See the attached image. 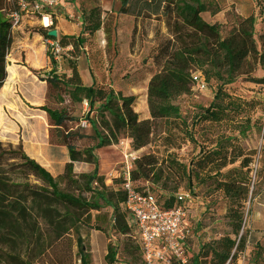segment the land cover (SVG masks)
<instances>
[{"label": "trees", "instance_id": "16d2710c", "mask_svg": "<svg viewBox=\"0 0 264 264\" xmlns=\"http://www.w3.org/2000/svg\"><path fill=\"white\" fill-rule=\"evenodd\" d=\"M130 2L137 5L130 8ZM18 7V0H0V88L8 76L7 56L13 43V30L18 27L13 26L10 15ZM213 8L210 0H123L122 13L134 14L135 20L156 19L169 32L154 55L159 69L148 83L149 119H140L135 111V95H124L96 82L83 83L77 58L86 41L84 34H94L105 26L101 8L95 6L88 13L83 11L79 36L64 35L59 39L49 36L54 23L34 28L46 39H58L63 47L72 46L67 51L70 75L56 72V61L48 51L53 67L46 78L47 102L41 107L51 128L50 142L67 147L69 162L55 177L25 152L22 142L14 145L0 141V264H47L48 251L70 232L77 234L81 263L90 264L85 238L81 235L83 227L104 231L103 223L112 218L118 230L128 234L132 225L124 208L126 193L120 185L118 191L107 188L104 176L99 174L96 150L117 144L123 137L132 140L135 150L144 148L151 143L160 122L166 125L165 133L159 136L165 146L164 157L147 153L135 160L131 177L136 189L154 193L165 208H170L182 182L186 181L191 191L198 185H214L227 199L225 217L235 237L227 234L208 242L191 264H203V259L208 257V264H236L238 253L246 248L247 235L241 230L246 202L251 192L255 194L256 183L251 190V172L257 151L243 147L237 135L226 133L219 134L214 145L200 146L189 163L182 162L175 151L186 139H193V134L185 129L175 101L191 92L194 71L200 72L208 82L218 83L213 102L197 116L198 122L221 123L230 119L232 131L241 134L252 120L247 117L235 121V117L258 103L234 96L225 89L238 77L251 74L258 66L264 67V35L259 49L254 37L256 18L246 17L224 37L218 24L209 23L202 16L205 12L218 11ZM84 101L89 106L84 118L94 134L86 135L92 144L79 147L85 135L71 125L75 118L70 116V110ZM76 162L94 164V169L77 174ZM62 183L73 191L63 188ZM149 185L159 187V193ZM105 207L112 209L111 216L102 213ZM130 237L139 248L135 234ZM139 252L142 260L140 248ZM115 254L114 247L109 245L105 259L113 263Z\"/></svg>", "mask_w": 264, "mask_h": 264}, {"label": "rangeland", "instance_id": "374dc122", "mask_svg": "<svg viewBox=\"0 0 264 264\" xmlns=\"http://www.w3.org/2000/svg\"><path fill=\"white\" fill-rule=\"evenodd\" d=\"M214 4L216 12H205L203 18L209 23H216L220 26L221 35L227 36L238 27L246 17L254 15L255 39L258 48L261 49V35H264V0H210ZM137 5L130 2V8ZM98 6L102 10V18L105 26L94 34L86 32V41L80 51V66L85 77L88 71L104 85L110 86L117 92L124 95H135L136 103L134 109L140 118L147 113L148 106V83L151 77L159 69L154 60L159 45L169 37V32L165 24L156 19L139 18L135 20V15L122 13L123 0H63L59 6L53 10V23L55 28L63 33V26L69 27L82 20L83 11L89 12L91 8ZM143 17V16H142ZM39 19L38 16L25 18L26 28L43 27L44 25H34L31 27V20ZM41 22V18L39 19ZM22 23V21H21ZM20 23V24H21ZM19 24V25H20ZM60 34L57 38H60ZM100 36V37H99ZM69 55L64 54L63 60H68ZM78 61V60H77ZM198 71H194L197 73ZM200 73V72H199ZM203 76V75H202ZM264 67L258 66L249 75H243L225 87L228 93L240 96L247 101L258 102L255 107H249L246 112L235 117L237 120L251 118L250 126L245 132L239 134L232 131L233 123L230 119H224L221 123H213L210 120L198 122L197 116L213 102L218 83L215 80L208 82L203 76L204 85L197 82L192 83L191 92L183 94L175 101L181 111V118L184 121L188 134H193V139H186L180 149L175 151L184 163H189L190 159L199 151L200 146H212L219 134H235L239 137L241 145L247 149H255L257 154L252 163L251 172L252 184L256 183L255 194L250 193L245 206L244 222L241 232L247 235L246 248L238 253L236 264H264V197L256 198L264 190ZM100 84V83H99ZM55 107L54 104H49ZM83 103L76 104L70 110V116L75 120L72 126L77 128L80 134L85 135L79 141V147L92 144L91 138L86 135H93L94 132L90 123L84 118L89 106L84 109ZM43 113L41 107L36 110ZM47 123H48V118ZM49 128V141H50ZM166 130V125L160 122L149 145L139 149V156L147 153H156L164 157L165 146L159 139ZM15 133L11 131L2 142H11L17 145V135L23 134V130ZM177 134L179 132H176ZM13 135L15 138L10 137ZM182 136V135H181ZM122 139H129L123 137ZM13 141V142H12ZM21 142V141H20ZM130 142L132 140L130 139ZM37 144V143H34ZM131 147L132 149V143ZM59 145L56 150L50 151L42 144V150L38 155L41 163L55 176L58 177L64 170V161L69 159L67 147ZM125 145L121 142L105 146L96 150L98 155L99 174L104 176V181L110 190L118 191L120 185L119 174L122 171ZM32 149H29L31 152ZM56 160V164H48L49 161ZM77 174L91 172L94 164L76 162L74 164ZM145 185V182H140ZM148 185V184H147ZM62 187H67L62 183ZM149 187L155 192L160 188L154 185ZM73 191L71 188H68ZM180 191H191L186 181L182 182ZM195 203L189 207V232L186 235L184 250L191 264L193 257L203 253L204 245L218 239L223 235L232 234L231 226L225 217L227 213V199L222 191L214 188L209 183L198 185L192 188ZM121 207V205H120ZM122 210V207H121ZM108 212L111 216L112 209L105 207L102 213ZM96 213V211H94ZM105 230L84 228L81 231L84 240V248L90 255V264H142L139 248L130 235L135 234L132 225L128 234L118 230L111 218L109 222L103 223ZM77 234L70 232L62 242L55 245L48 251L45 259L47 264H82L79 255V248L76 245ZM112 245L116 252L113 263L105 259L108 246ZM261 253V255H259ZM203 259V264H208L209 257Z\"/></svg>", "mask_w": 264, "mask_h": 264}, {"label": "crops", "instance_id": "0c3cea01", "mask_svg": "<svg viewBox=\"0 0 264 264\" xmlns=\"http://www.w3.org/2000/svg\"><path fill=\"white\" fill-rule=\"evenodd\" d=\"M25 18H32V16L23 17L22 23L13 30V43L7 56L8 76L4 85L0 88V141L7 138L11 131L19 133L17 131L23 130L21 136L20 134L17 135V143L21 141L25 152L44 166L38 158L42 147L46 146L45 148L50 151H54L59 147V145L49 141L50 126L47 123L46 112L42 111L45 114H39L36 111L47 102L48 84L46 78H48L53 65L48 55L47 39L34 31V28H26L27 21ZM41 23L39 19L31 20L30 25L32 27L41 25ZM62 26L65 32L58 31V36L59 34L61 36H79L82 31V20L75 25L76 27H66L63 24ZM65 54L67 55L68 52ZM81 57L78 56L77 65L83 83L85 85H92L94 82L103 84L90 71L86 73L87 77H85V70L80 66L79 60ZM56 72L71 74L68 61L63 60V56L59 61H56ZM109 87L113 88L112 85ZM83 104L84 109H86L88 107L87 101H84ZM150 117L148 109L144 117L140 119H149ZM10 137L15 138L13 135ZM127 141L131 146L130 139H127ZM29 149H32V151L29 152ZM137 151L139 153V150ZM67 162H69V159H66L63 165ZM56 163V160L48 162V164ZM257 196L256 198L264 197V190Z\"/></svg>", "mask_w": 264, "mask_h": 264}, {"label": "built area", "instance_id": "2783aa9c", "mask_svg": "<svg viewBox=\"0 0 264 264\" xmlns=\"http://www.w3.org/2000/svg\"><path fill=\"white\" fill-rule=\"evenodd\" d=\"M63 0H18L19 7L10 18L13 26L20 24L23 17L38 16L44 27L53 24V10ZM47 19V23H45ZM50 57L59 61L72 46L63 47L58 39H47ZM193 82L204 85L203 76L192 74ZM125 145L120 189L126 193L124 208L129 214V223L135 228V237L139 245L143 264H187L184 245L189 232V207L196 200L191 191H180L175 203L165 208L152 192L136 189L131 177L138 151L132 149L127 139L120 140Z\"/></svg>", "mask_w": 264, "mask_h": 264}, {"label": "water", "instance_id": "95a60500", "mask_svg": "<svg viewBox=\"0 0 264 264\" xmlns=\"http://www.w3.org/2000/svg\"><path fill=\"white\" fill-rule=\"evenodd\" d=\"M49 36L53 37V38H57L58 37V30L56 28L50 29L48 31Z\"/></svg>", "mask_w": 264, "mask_h": 264}, {"label": "bare ground", "instance_id": "6f19581e", "mask_svg": "<svg viewBox=\"0 0 264 264\" xmlns=\"http://www.w3.org/2000/svg\"><path fill=\"white\" fill-rule=\"evenodd\" d=\"M48 21H47V19H45V23H47Z\"/></svg>", "mask_w": 264, "mask_h": 264}]
</instances>
